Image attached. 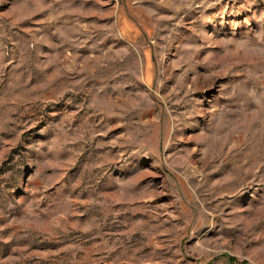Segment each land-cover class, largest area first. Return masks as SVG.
<instances>
[{
    "label": "rangeland",
    "instance_id": "1",
    "mask_svg": "<svg viewBox=\"0 0 264 264\" xmlns=\"http://www.w3.org/2000/svg\"><path fill=\"white\" fill-rule=\"evenodd\" d=\"M0 264H264V0H0Z\"/></svg>",
    "mask_w": 264,
    "mask_h": 264
}]
</instances>
